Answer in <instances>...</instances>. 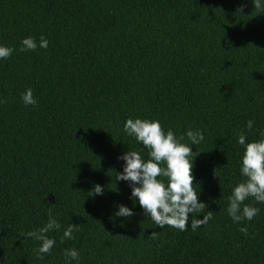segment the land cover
I'll use <instances>...</instances> for the list:
<instances>
[{
  "label": "trees",
  "instance_id": "obj_1",
  "mask_svg": "<svg viewBox=\"0 0 264 264\" xmlns=\"http://www.w3.org/2000/svg\"><path fill=\"white\" fill-rule=\"evenodd\" d=\"M41 35L46 49L19 50ZM0 45L15 49L0 59V264H264V203L245 201L260 209L251 221L227 213L244 179L237 134L264 139V13L253 0H0ZM29 88L34 106L21 98ZM128 118L204 132L192 150L206 225L193 232L190 214L187 231L159 228L115 180L124 152L148 159L123 131ZM96 184L103 194L88 196ZM121 203L135 214L116 217ZM49 209L61 228L38 259L40 242L24 234ZM69 223L78 230L62 240Z\"/></svg>",
  "mask_w": 264,
  "mask_h": 264
},
{
  "label": "clouds",
  "instance_id": "obj_2",
  "mask_svg": "<svg viewBox=\"0 0 264 264\" xmlns=\"http://www.w3.org/2000/svg\"><path fill=\"white\" fill-rule=\"evenodd\" d=\"M243 3L241 9H243ZM253 6L258 12L264 13V5L261 0H253ZM49 41L41 35L39 43L35 37H25L21 41L20 51H34L39 48L46 49ZM14 48L0 45V59L9 58ZM26 106L36 105L32 89H27L21 94ZM7 103L6 99H0V104ZM253 127V121L247 122V128ZM123 131L137 142L142 143L148 151V159L145 160L140 152L128 150L118 159L125 161L122 172H117L115 180L126 181L131 187L130 199H138L139 205L146 216L164 228L170 226L181 232L190 228L193 232L208 223L212 218V211H205L207 205L198 198L197 188L194 187L193 161L199 152H193L192 145H199L205 138L202 130L188 129L179 137L172 129L164 130L158 120L141 118H128ZM187 136L190 144L182 141ZM238 144L244 146L241 157V175L244 179L233 187L232 194L228 197L227 213L234 223L251 221L260 209L245 201L252 199L257 203H264V139L246 142V134L241 131L238 134ZM264 136V133L261 134ZM215 174V170H214ZM103 194V187L99 184L93 186L88 196ZM203 213V218L197 215ZM135 213L124 204L118 205L116 217H131ZM60 223L52 215L49 209L47 222L39 229L24 234L25 238L39 241L40 245L35 249L37 258L43 259L45 254H50L56 241L50 238V231L59 230ZM78 230V224L69 223L63 231V239H73V232ZM245 235L248 232L246 226L239 229ZM156 235L155 232L152 233ZM64 255L72 261H79L80 254L75 248L66 249Z\"/></svg>",
  "mask_w": 264,
  "mask_h": 264
}]
</instances>
